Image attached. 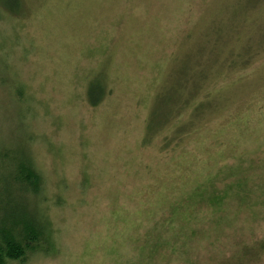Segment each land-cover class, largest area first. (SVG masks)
Here are the masks:
<instances>
[{
    "label": "rangeland",
    "instance_id": "374dc122",
    "mask_svg": "<svg viewBox=\"0 0 264 264\" xmlns=\"http://www.w3.org/2000/svg\"><path fill=\"white\" fill-rule=\"evenodd\" d=\"M21 7L0 13V138L41 181L0 206L45 229L4 264H264V0Z\"/></svg>",
    "mask_w": 264,
    "mask_h": 264
},
{
    "label": "trees",
    "instance_id": "16d2710c",
    "mask_svg": "<svg viewBox=\"0 0 264 264\" xmlns=\"http://www.w3.org/2000/svg\"><path fill=\"white\" fill-rule=\"evenodd\" d=\"M12 1L9 3L6 0L5 2L2 1L0 4V13L3 14L4 10L11 14L20 12L22 9L21 6H23V0ZM95 86V81H93L91 87H89V93H92L96 89ZM92 103L96 104L97 101L93 100ZM5 142L6 140L0 138V166L6 169H12L9 177L10 180L13 178L12 182L14 184L10 187V184L7 186V183H4V187L0 189V201H4L3 195H12L13 191H17L18 193L39 191L41 176L37 169L34 168L31 155L26 152L27 154L20 156L21 153L15 149L9 151V146H6ZM12 154L17 157L13 159L11 157ZM3 179L5 180V178ZM17 208V205L13 202H5L2 207L0 206V213L7 209L11 211L9 214L5 213L0 216V264H4L7 260L22 259L30 249L33 250L32 248L35 243L44 239V223L37 221L28 213L26 214L25 208Z\"/></svg>",
    "mask_w": 264,
    "mask_h": 264
}]
</instances>
